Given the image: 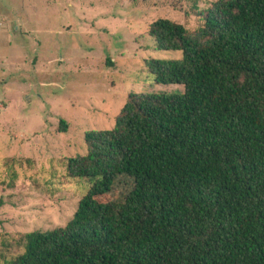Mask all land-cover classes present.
<instances>
[{
    "label": "trees",
    "instance_id": "1",
    "mask_svg": "<svg viewBox=\"0 0 264 264\" xmlns=\"http://www.w3.org/2000/svg\"><path fill=\"white\" fill-rule=\"evenodd\" d=\"M198 27L148 25L155 84L85 132L68 177L89 186L65 225L20 236L4 264H264V0H213ZM66 122H59L65 131Z\"/></svg>",
    "mask_w": 264,
    "mask_h": 264
},
{
    "label": "rangeland",
    "instance_id": "2",
    "mask_svg": "<svg viewBox=\"0 0 264 264\" xmlns=\"http://www.w3.org/2000/svg\"><path fill=\"white\" fill-rule=\"evenodd\" d=\"M212 1L0 0V264L22 234L73 214L89 183L65 162L85 153V132L111 128L130 93L181 89L146 71V59L182 56L155 49L148 25L194 30Z\"/></svg>",
    "mask_w": 264,
    "mask_h": 264
}]
</instances>
